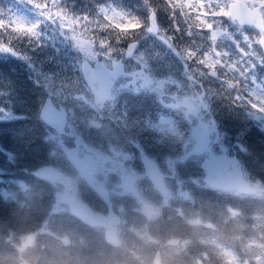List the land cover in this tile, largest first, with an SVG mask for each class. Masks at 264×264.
I'll return each mask as SVG.
<instances>
[{
	"label": "flooded vegetation",
	"instance_id": "flooded-vegetation-1",
	"mask_svg": "<svg viewBox=\"0 0 264 264\" xmlns=\"http://www.w3.org/2000/svg\"><path fill=\"white\" fill-rule=\"evenodd\" d=\"M245 1L248 4L253 2ZM218 22L221 24L216 26L222 32L228 29L225 24H232L234 42L241 40L238 38L240 28L256 34L251 25L241 26L222 18ZM182 24L180 34L183 37L176 41L179 49L188 44L183 45L182 39L190 37L183 32ZM172 37L175 42L177 37ZM241 41L240 47L243 48L244 42ZM209 42L212 45L211 40ZM14 45L22 53L19 48L23 43L14 42ZM235 54L240 55V52ZM235 54L225 59L234 60ZM38 55V52H28V60ZM173 57L182 64L180 70L168 71L150 64L148 72L156 79H165L169 77L168 73H172V78L186 83L184 62L175 53ZM22 61L18 56L0 53V93H3L0 95V107L5 106V110L15 117L0 120V216L12 215L8 218L15 222V228L18 222L54 219L60 227H65V236L72 237L67 251L81 244V251L86 253L85 243L89 237H94L97 244L90 245V250L100 253L105 247L114 254L113 264H119L115 258L119 253L126 255V264H143L138 258L141 252L151 255L150 264L156 253L159 254L160 264H165V254L169 253L173 258L170 264H174L175 253L181 255L178 258H185L183 252L194 255L200 248H205L209 252L208 259L213 260L211 246H200L199 237L212 235L218 243L231 244L222 242L223 235L218 232L231 235L233 223H241L242 217L247 218L246 213L241 212L249 209H246L249 199L254 198L257 207L262 204L260 195H256L260 192L259 179L263 182V170L258 167L262 154L261 141L264 139L263 121L250 117L245 108L232 105L230 97L235 95V91L225 90L219 79L206 77L202 83L205 89H214L217 93L209 98V107L221 138L217 141L215 134L208 135L205 150L199 152L195 149L198 142H195L192 129L198 128L200 120L196 112L190 110V105L191 109L196 108L195 102L190 100L185 104L181 97L179 110L167 108L160 103L158 93L149 89L140 93L116 92L113 88L118 84L113 85L110 97L101 107L94 108L97 117L93 118H70L68 105L66 108L64 101L57 99L61 97L52 96L49 109L52 117H55V112L61 123L60 130H57L55 121L49 118L51 113L47 119L53 124L40 117L44 104L50 98L49 89L37 84L38 75L27 72V67L33 65ZM257 74L263 77L262 72L257 71ZM58 90L64 91L61 88ZM172 92H176L175 86L169 87V94ZM184 94L191 96L187 89ZM125 111L126 118L121 115ZM161 118L173 123L168 128L164 126L163 130L151 127L149 123L159 124ZM198 133H201L202 139L203 133ZM240 145L246 151H241ZM65 148L73 149L76 157L82 159L85 170L90 171L86 174L90 181L78 173L67 158ZM7 153L15 155L14 162H9ZM144 155L157 165L156 172L165 186L163 191L157 190L146 174L142 162ZM205 157H219L226 166V172L236 170L239 178L245 179L253 191L226 194L203 187L211 196L216 197L217 194L224 202L217 219L209 213L208 224L201 225L198 219H191L199 212L198 177L201 172L203 178L201 162ZM233 158L235 163H230ZM227 159L229 164L225 162ZM42 166L60 172L65 182L34 174L33 171ZM7 179L19 181L20 185H8ZM70 203L87 217L88 222L70 211ZM250 203L254 204V201ZM220 215L222 221L218 220ZM98 221L102 224L90 223ZM29 226L28 233L33 237L36 224ZM109 226L114 228L116 243L106 239ZM203 226L208 229L201 231ZM49 227L44 226L46 230ZM138 238L141 242L136 241ZM177 239L191 240L182 254L181 242Z\"/></svg>",
	"mask_w": 264,
	"mask_h": 264
},
{
	"label": "snow or ice",
	"instance_id": "snow-or-ice-1",
	"mask_svg": "<svg viewBox=\"0 0 264 264\" xmlns=\"http://www.w3.org/2000/svg\"><path fill=\"white\" fill-rule=\"evenodd\" d=\"M21 3L30 5L36 14V19H28L13 8L0 7V53H8L28 60L26 54L21 53L14 42L24 40L29 46H42L45 33L41 27L50 24L58 29L59 34L71 41L72 46L82 55L83 61H78V66L83 72V77L78 80L67 78V83L61 82L60 88L64 91L57 92L51 81L56 77H38V85L49 89L47 107L52 106V96L62 98L61 102L74 100L80 106L88 105L91 94L95 90V75L103 73L107 78L109 87L118 84L114 91H129L140 93L144 89L158 93L160 103L167 108H181L180 100L184 98L187 104L190 100L195 102L196 108L191 109L200 120L195 132H202L206 138L215 134L220 140L215 119L211 116L209 98L216 95L214 89H205L202 80L214 77L222 81L225 90H234L231 95V104L247 109L248 115L257 121H264V77H258L257 67H264V0H253L251 4L242 0H232L225 6L212 7L211 0H163L164 6L174 21L176 31H181L180 21L185 27V35L192 36L206 30L210 33L208 39L212 47L202 54L198 49L185 47L179 49L175 46L173 37L162 29L157 19L158 4L153 0H143L147 9L146 18H140L130 12L113 6L110 2L97 5L95 15L74 14L62 5V0H20ZM225 17L238 22L241 26L251 25L256 29L255 36L241 32L246 48L240 47L235 41L240 52V57L234 61L225 59L227 52H222L215 47L216 41L221 36H232L227 31H221L212 19ZM101 33H104L101 35ZM138 33H150L157 36L163 43L172 49L184 62V75L187 82L178 81L171 76L165 79H156L149 72V61L153 55H146L137 51L136 36ZM127 40V46L121 47V42ZM257 48L262 51H257ZM125 58H131L138 65L139 70H128ZM191 62V63H190ZM31 66V65H30ZM243 85V87H241ZM175 86L176 92L169 94V87ZM72 89H75V94ZM187 89L191 96L184 94ZM3 95V93H0ZM97 107L98 105H92ZM67 108V105L65 106ZM6 107H0V120L15 118ZM47 110V109H46ZM126 118L127 112L121 114ZM171 120L160 119L159 124H151L153 128H161L172 124ZM264 130V124H262ZM241 151H246L240 145ZM9 162H14L15 155L7 153ZM235 163V162H230Z\"/></svg>",
	"mask_w": 264,
	"mask_h": 264
},
{
	"label": "rangeland",
	"instance_id": "rangeland-1",
	"mask_svg": "<svg viewBox=\"0 0 264 264\" xmlns=\"http://www.w3.org/2000/svg\"><path fill=\"white\" fill-rule=\"evenodd\" d=\"M119 1V0H118ZM116 0H111V4L113 6H117ZM215 1V6L219 7L222 6L224 0H211ZM253 1V0H251ZM9 2L12 3L13 9L19 11L21 15H25L26 18L35 20L36 14L34 10H32L30 5L21 3L20 0H10ZM9 2L3 7L5 9L12 8ZM108 2L103 1L100 4H107ZM9 4V5H8ZM121 4L124 6L126 3L121 1ZM8 5V6H7ZM62 5L68 9L71 13L74 14H86L85 12H79L81 9L74 7V3H66L62 0ZM118 7V6H117ZM139 11L144 8L146 9L143 4L137 5ZM166 7V6H165ZM215 7V8H216ZM214 8V9H215ZM96 8L94 10L93 15L96 13ZM169 11L167 8H164L163 11ZM135 15V14H134ZM144 18L147 16V9L144 13ZM170 15V14H169ZM171 17V16H170ZM158 23L160 24L161 15L157 16ZM216 25L221 24L219 17L210 18ZM182 21V20H181ZM228 29L226 30L228 33L231 34L232 39H229L228 36H223L221 41H219L215 46L218 50L222 52H227L229 55L235 54V52H239L237 48V44L234 42L235 37L233 36V28L231 27L232 24H225ZM185 26V25H184ZM162 28V27H161ZM166 29V28H162ZM41 31L45 33V38L42 46L32 47L29 46L24 40L18 41L16 43L21 44L19 48L23 54L28 56V52H38L40 54L39 58L36 59L31 58L30 60H24L22 62L28 64H32L33 67H27V72L34 75H38V77L48 76L51 77L53 74L56 77L51 81L53 86L56 88V91L59 92L61 82L67 83V78H71L72 80H78L81 78L80 70L78 66V61H82V55L72 46L71 41L66 40L63 36L59 34L58 29L50 24H46L45 26L41 27ZM246 32L250 36H255V33L249 29L240 28L239 29V36L241 38V32ZM104 33H101L103 35ZM253 34V35H251ZM209 35L206 30L196 33L188 38V44L185 47H192L193 49H198V51L202 54L205 51H208L212 45L208 39ZM136 39H139L140 45L137 47L138 52H143L146 55H153L154 58L149 61V66L152 64L156 68H166L168 71L173 70L177 71L180 70L182 64L176 61V58L173 57L175 53L172 49H169L163 41H161L157 36L150 34V33H138ZM238 41L241 45L242 41ZM128 41H122L121 47H125V44ZM205 44H204V43ZM203 45V46H202ZM178 48L180 45L175 44ZM243 48H246V45L243 43ZM233 51L232 53L229 51ZM238 50V51H236ZM259 52V48H257ZM44 56V57H43ZM239 54H235V58H239ZM234 59V60H236ZM229 61H234L233 59H228ZM126 68L128 70H136L138 71V65H136L135 61L131 58L125 60ZM151 70L148 68V71ZM257 71L259 73L262 72L264 77V67H258ZM169 76H173L172 73H168ZM38 79V78H37ZM36 79V80H37ZM38 84V83H37ZM56 85V86H55ZM73 93L75 94V89H72ZM58 101L61 102L62 98H57ZM64 104L68 105L70 110V118H93L97 117V113L95 112V107H93V103L90 100L88 105L80 106L74 100L64 101ZM247 110V109H246ZM244 115V113H241ZM264 124V121H263ZM168 128V125H165ZM1 129V125H0ZM264 136V133H263ZM262 144L264 145V139L262 138ZM262 152V151H261ZM264 159V151L261 154V159L259 161L258 167L261 170H264L263 165ZM202 173L200 172L199 175V190L197 191L198 199H199V212L197 213V217L192 218L191 220L198 219V222L201 225H207L209 222V213L215 215L216 219L218 214L221 213L222 202L224 200L216 194V197L211 196L209 193L202 186ZM258 181V180H257ZM19 186V181H11L7 179V184ZM13 186V185H12ZM259 186V194L260 199L262 202L264 201V173H263V182L261 179L258 181ZM8 190L10 187H6ZM256 198V197H255ZM252 200H255L254 198ZM256 204L250 203L246 205V209H255ZM57 208V206H55ZM258 208V207H257ZM251 210V211H253ZM259 210V208H258ZM224 213V212H223ZM11 214V212H10ZM231 215V211H230ZM12 215L6 214L5 218H8ZM247 218L242 217L241 223H233L232 233L223 234L225 233L222 231L219 235H223L222 242L228 241L231 244L225 243H218L214 241L216 237H212V235H208L205 237L201 235L199 237V245H210L211 250L214 255L215 260H209L207 255L208 251L204 249H199L196 254L190 252H183V257L185 258H178V253H175L176 260L174 264H264V210L261 213H254L251 212L246 215ZM240 219V217H239ZM219 221H222L223 218H218ZM11 221V220H9ZM32 221V220H31ZM1 224V222H0ZM31 224H36L37 230L33 234V237L29 235V229ZM6 224H4L5 227ZM18 227L14 228L13 230L9 229V225L7 226V230L0 237V263L1 264H16L24 262V264H113L114 254L109 252L105 247L103 248L100 253L98 251H91L90 245L97 244V239L94 237H89L85 243L86 253L81 251L82 246L81 244L77 247H72L73 250H68V241H72V237H66L64 233H66L65 227H60L57 221L49 220V221H40V222H18ZM41 226V228L39 227ZM44 226H50L47 230ZM1 227V226H0ZM54 227V228H51ZM208 229L207 226H203L201 231ZM23 234H21V231ZM10 233V235H9ZM12 233L15 234L13 237ZM15 238L16 240H11L10 237ZM198 240V238H197ZM17 241V242H16ZM137 242H141L136 239ZM181 242L180 249L181 254L184 251L187 244L191 243V240H179L177 242ZM19 243V244H18ZM9 245H14L15 250H11L7 248ZM98 255V256H97ZM165 264H170L172 261V257L169 256V253L165 254ZM85 256H87V261L85 260ZM125 254L119 253L118 257L116 256V260L119 261V264H126ZM198 257L200 258L198 260ZM138 258L143 262V264H150L151 262V255L149 256L148 253H138ZM26 262V263H25Z\"/></svg>",
	"mask_w": 264,
	"mask_h": 264
},
{
	"label": "water",
	"instance_id": "water-1",
	"mask_svg": "<svg viewBox=\"0 0 264 264\" xmlns=\"http://www.w3.org/2000/svg\"><path fill=\"white\" fill-rule=\"evenodd\" d=\"M136 43L138 45L137 40H136ZM81 73L83 76L82 70H81ZM94 79H95V90L93 91V95H94L93 101L96 105L101 107L103 102L107 98H109L111 87H109V85L107 83V78L105 77V75L103 73L96 74ZM51 112L52 111L47 107V103H46V104H44V106L41 110L40 117L42 119H44L45 121L52 123L51 121H48V119H47V115ZM54 115H56V117H55L56 121L55 122L58 123L59 121H57V114H55V112H54ZM49 118L53 119L52 113L49 116ZM55 125H56V128L58 130H60L59 126H61V124H59V125L55 124ZM193 130H194V127L192 129V132H193ZM194 134L197 138L201 137V135H200L201 133L196 132ZM207 142H208L207 138H206V142H205V138L203 136L200 143L198 142L196 144V148H195L196 151L202 152L204 150ZM65 153H66V156L69 159V161L73 164V166L78 171V173L81 176L83 175L84 177H86L90 181V178H88V176L86 175V174H89L90 171L85 170L82 159L76 157L73 149L65 148ZM219 159H220L219 157H216L213 159L205 158L202 161L201 166H202L203 171H204L203 180H204V186L205 187L220 189L224 192H231L233 188H236L237 190H239L241 192H252L253 191V188L247 183V181L245 179L239 178L238 174H236L237 173L236 170L226 172V166L223 163H221V161ZM234 160L235 159L233 158L232 162H234ZM142 161H143V164L145 166V171L148 174V176L151 178V180L153 181L155 188H157L160 191H163L165 186H163L162 179L160 178V176L156 172L157 168H156L155 162H153L151 160V158H149L147 156H143ZM225 162L227 164H229L230 160L227 159ZM210 163H211V165H210ZM33 172L37 176L48 179V180H57L59 182H65L61 176L62 174L60 172H56V170L52 167L42 166ZM97 191L101 192L100 188H97ZM69 206H70V211L72 213L78 215L83 220L88 222V219H86L87 217H84L83 215H81L75 209L74 204L70 203ZM85 215L89 216L86 213H85ZM90 223L91 224H97V223L102 224L101 221L90 222ZM106 239L112 243L117 242L116 237L114 235L113 226H109V229L106 232ZM152 264H160V258H159L158 253L155 254L153 261H152Z\"/></svg>",
	"mask_w": 264,
	"mask_h": 264
},
{
	"label": "trees",
	"instance_id": "trees-1",
	"mask_svg": "<svg viewBox=\"0 0 264 264\" xmlns=\"http://www.w3.org/2000/svg\"><path fill=\"white\" fill-rule=\"evenodd\" d=\"M103 1H106L108 3L111 2V0H64V2H66V3H70V2L74 3V7L81 9L79 12H85L87 15H93L95 8L97 9V5H99ZM120 1H123L124 3H126V5H128V6H124V5L120 4L121 8H123V9H124V7H126L127 9L130 8V9H132V11L134 12V14L136 16H138L140 18H144V16H145L144 13L146 12L145 11L146 9L144 10V8H142L139 11V9L137 7L138 4H143V0H120ZM153 4H158L159 5L157 11H159L160 8L163 7V5H164L163 4V0H153ZM166 14H167V12H161V18H163V16L166 15ZM172 26H173V31H172V29H168V33H170L171 36L179 37L180 33L176 31L174 23H173ZM261 150H262V153H263V151H264V145L263 144H262ZM263 165H264V159H263ZM263 173H264V170H263ZM248 204H250V201H248ZM258 208L260 210H258ZM258 208L255 207L253 212L254 213H258L259 212V213L262 214V210H264V201L262 202L261 205H258ZM240 210L243 211L242 208H240ZM251 212H252L251 210H246L245 212L243 211L241 213L242 214L246 213V215L249 216V214ZM9 220H11V219L5 218V215L0 216V222H1V224H0V226H1L0 227V237L1 238H2V235L5 232V230L8 229L7 228L8 225H9V229L10 230H13L15 228V222H13L12 220L11 221H9ZM4 224H6L5 227H4ZM9 235H10V233H9ZM12 235H13V237H15L14 233H12ZM13 237L12 236L10 237L11 240H13V239L16 240ZM7 248H9L11 250H15L14 245H9V246H7ZM16 264H21V263H16Z\"/></svg>",
	"mask_w": 264,
	"mask_h": 264
}]
</instances>
